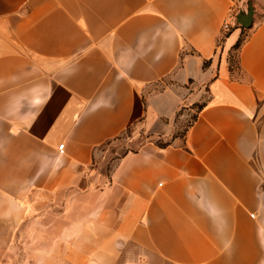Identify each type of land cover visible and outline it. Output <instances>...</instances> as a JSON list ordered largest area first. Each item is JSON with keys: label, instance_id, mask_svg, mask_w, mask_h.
<instances>
[{"label": "crops", "instance_id": "crops-1", "mask_svg": "<svg viewBox=\"0 0 264 264\" xmlns=\"http://www.w3.org/2000/svg\"><path fill=\"white\" fill-rule=\"evenodd\" d=\"M234 5L0 0V264H264V24L222 36Z\"/></svg>", "mask_w": 264, "mask_h": 264}, {"label": "rangeland", "instance_id": "rangeland-1", "mask_svg": "<svg viewBox=\"0 0 264 264\" xmlns=\"http://www.w3.org/2000/svg\"><path fill=\"white\" fill-rule=\"evenodd\" d=\"M233 15L238 18H252L253 27L258 24H264V0H235L233 8ZM235 29H242L243 37H245L248 30H244L238 23L235 24L232 31ZM198 110L197 106L183 109L178 115L176 122L174 123V130L170 137L162 140H154L159 146H165L174 142V140H182L185 136L186 129L191 124L196 116ZM151 140L149 134H135L134 131H129L118 140L114 141L109 145L108 151L110 157L117 159L118 156H122L125 153L135 151L142 144ZM22 264L21 260L18 259L14 264Z\"/></svg>", "mask_w": 264, "mask_h": 264}, {"label": "built area", "instance_id": "built-area-1", "mask_svg": "<svg viewBox=\"0 0 264 264\" xmlns=\"http://www.w3.org/2000/svg\"><path fill=\"white\" fill-rule=\"evenodd\" d=\"M237 23V18L233 15V13H230V15H228L227 19L224 21L223 23V27H222V36L231 33L233 27L235 26V24ZM64 145H61L58 149L60 155H64Z\"/></svg>", "mask_w": 264, "mask_h": 264}, {"label": "water", "instance_id": "water-1", "mask_svg": "<svg viewBox=\"0 0 264 264\" xmlns=\"http://www.w3.org/2000/svg\"><path fill=\"white\" fill-rule=\"evenodd\" d=\"M237 23L240 25L245 30H250L253 26V19L248 17V18H238Z\"/></svg>", "mask_w": 264, "mask_h": 264}, {"label": "trees", "instance_id": "trees-1", "mask_svg": "<svg viewBox=\"0 0 264 264\" xmlns=\"http://www.w3.org/2000/svg\"><path fill=\"white\" fill-rule=\"evenodd\" d=\"M241 44H242V40H240V42H239V43L237 44V46L235 47V51H237V50L240 48ZM230 63H231V64H234L235 62H234V61H230Z\"/></svg>", "mask_w": 264, "mask_h": 264}]
</instances>
